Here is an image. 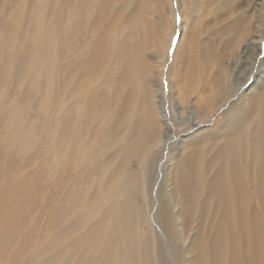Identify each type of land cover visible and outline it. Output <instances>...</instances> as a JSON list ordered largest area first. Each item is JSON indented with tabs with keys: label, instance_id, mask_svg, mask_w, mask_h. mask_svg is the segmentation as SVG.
Here are the masks:
<instances>
[{
	"label": "bare ground",
	"instance_id": "obj_1",
	"mask_svg": "<svg viewBox=\"0 0 264 264\" xmlns=\"http://www.w3.org/2000/svg\"><path fill=\"white\" fill-rule=\"evenodd\" d=\"M18 1L12 17L0 22V52L11 70L0 72V94L8 81L11 92L20 90L17 99L0 97L1 147L11 155L28 151L37 140L30 115L42 126L50 119L41 174L52 168L54 185L61 186L54 198H63L52 215L45 213L44 228L52 233L31 250L18 249L7 264L27 252L23 264H171L169 245L180 264H264V58L255 68L261 40L232 62L227 82L220 68L208 71L228 47H193L198 27L184 25L179 102L167 115L161 85L152 100L143 47L134 42L135 33L150 28V0ZM252 1L263 23L264 0ZM198 7L187 12L196 17ZM245 22L238 17L222 26L223 34H234L224 46L235 44ZM193 94L194 103L181 108ZM220 110L227 112L220 124L197 131L189 142L178 137L188 124L210 121ZM176 169V179L169 177ZM19 187L18 216L21 204H30L23 195L30 186ZM7 205L4 195L0 209ZM195 214L200 226H194ZM187 225L190 237L182 231ZM187 248L190 258L182 253Z\"/></svg>",
	"mask_w": 264,
	"mask_h": 264
},
{
	"label": "rangeland",
	"instance_id": "obj_2",
	"mask_svg": "<svg viewBox=\"0 0 264 264\" xmlns=\"http://www.w3.org/2000/svg\"><path fill=\"white\" fill-rule=\"evenodd\" d=\"M4 1L0 0V22L12 17V9L14 8L15 4L19 2L18 0H11V2L7 4ZM205 1H207L206 3H208L207 7H205ZM46 2L47 5H54L51 0H46ZM150 5V10L147 16L149 17L148 20L150 23V28L147 30L146 35H143L142 32H138L137 34L135 33L134 42L143 47L142 57L146 64V75L149 81V91L153 95L152 100H156V95H158V89L161 85V94L167 115L169 114L170 104L174 105L175 103L179 102V100L175 99V97L177 96L175 80L177 79L178 71L181 65V56L183 54V44L180 43V39L181 37H183L182 35L186 33L183 29L184 25L187 27L191 26L190 28L194 29L198 27V30H196L197 36L195 38L193 47H198L199 49H201V47H215L217 52H219L221 47H228V52H225V55L223 57L224 60L220 59V61H218L217 63L213 61L212 67L208 71V73L214 72L215 70H219L220 68L219 72L221 71L220 73L223 74L224 77H226L227 82L231 81V79L233 78V72L231 70L232 64L235 63V61H237L238 59H243L244 57H242V54L250 53L251 48H255L256 44L258 43V40H261L259 47L261 48L260 52L262 51V53L257 58V65L255 66V68L261 65V59L264 58V20L263 23H261V20L258 21L259 5H256L254 1L249 2V0H150ZM196 6H199L197 9L199 11H197L196 17L198 15L199 16L197 17V19H194L196 17L195 15H192L193 12H191L192 14H190L187 12V10H193V8H195ZM27 9L28 7L23 8V13L25 14V16ZM204 10H206V12L208 11L207 14L204 12ZM220 10L222 12H226L227 14L222 13L221 17L216 16V12H220ZM204 15L205 17L200 18V16ZM184 17L186 19V22ZM238 17L246 18V22L244 24L245 26L243 25L240 32V37H236L235 34V44L224 46V41L232 38L234 34H223L224 32L221 31V28L223 25L225 27V25H229L230 22H234ZM246 26L248 28L247 30ZM58 27H60V24H58ZM262 27L263 34L262 36H260ZM26 28V19L21 20L19 24L20 32L22 33L24 30H26ZM172 32L174 35L172 34L173 39L170 41V39L172 38H170V34ZM0 37L1 40H3L2 34L0 35ZM208 37H211V40L213 39L212 41H210L211 45L207 43ZM118 39L119 37H117L116 39L114 38L113 44H115V40ZM142 39H144L145 42H142ZM178 46L179 48L176 52L177 55L174 59V53L177 50ZM146 47L149 48L146 49ZM165 47H170L168 48L166 58L164 49ZM233 50L235 51V53L233 56H231L230 52H232ZM199 60L200 59H198L197 61L198 63H200ZM162 65L163 69L161 70ZM4 68L9 69L10 75V67H4L3 55L0 52V72L3 71ZM9 84L10 81L6 82L5 85H2L3 92L0 94V97H2L4 100L9 95L16 96V99L19 98V88L16 87L11 92L13 86ZM200 84L202 85L201 82H197L196 88L198 90L201 87ZM171 86L172 89L170 88ZM196 97L197 96L193 94L189 98H186V101L182 102L181 108L187 107L190 103L193 104ZM157 106L158 105L155 106L156 110ZM226 107L228 108V105ZM184 111L181 114L184 118L183 120L185 121L187 119V117L185 116L187 109L184 108ZM226 114L227 112H221L220 110L218 113L214 114L210 121L207 120V118H204V121L202 120V123L188 124L189 126L186 129H183L181 132L178 131L177 135L178 137L184 138L186 141L189 142L190 136L194 137L193 134H195L197 131L200 130L201 133V130L206 131V129L223 122V120L227 117ZM30 118L34 120V130L37 135V140L35 144L32 145L31 148L26 152L18 151L14 152L13 155H11L10 148L7 149L6 146L1 147V143L4 141V132L0 131V200L4 195L5 200L8 199V205L3 206L0 209V236L2 235V238H0V264H7L9 262V258L16 256V252L22 247L29 245L28 250H31V246H37V244L39 243L37 241L40 240L44 234L52 233L50 232L49 228H44L45 213L52 215L53 209H56L57 204L63 198H54V194H59L56 192H59V187L61 186L54 185L55 174L52 168H49L51 170L48 174H41L42 169L45 168L43 167V165L41 166L40 164L41 162H43V157L40 152L41 144L43 141L46 140V134L48 132L46 130H49L50 128L49 125L51 120L47 119L42 126V119H40L38 116L30 115ZM170 124L173 132H176V130H174L176 129L174 124ZM174 147L175 146H171L169 152H174ZM172 155L174 157L173 161L178 159V156H176L175 152ZM41 158L42 160H40ZM176 170L171 175L169 174V177H173L176 179V176H178L179 173L178 170ZM20 183H26L30 186V188L23 190V195L26 197V200H29L30 204H26L24 201L21 206L23 207L24 204L25 206L22 209L21 215L18 216L15 212L16 209L14 208V204H16L18 200L21 201V191L19 187ZM64 191L65 189L62 191L61 194H63ZM176 193L177 192H175V194ZM179 199L180 197L179 195H177L175 199L176 202L179 201ZM62 203L63 205H65V200ZM46 205H48L51 209H46ZM182 217L184 219L183 212L181 214L180 221L183 220ZM196 217L197 215L195 214L192 219V221H194V226H198L199 224H197ZM6 219L10 220L8 221ZM13 223H15V226L17 228L12 229L9 226V224ZM200 225L201 224H199V226ZM189 226L190 225H187L186 227L182 226V231H184L183 234H186V236L190 237L191 235ZM156 230L160 232L157 227ZM168 248L170 260L171 262H173L171 264H180L181 259H178L176 252H173L172 246L169 245ZM179 248L180 246H178V249ZM188 252L189 249L187 248V250L183 251L182 253L187 254ZM27 255L28 252L23 257H17L18 259H16L13 264H23L26 260H29ZM188 256V258H190V253H188ZM39 259H37L36 257L34 261L37 262L39 261Z\"/></svg>",
	"mask_w": 264,
	"mask_h": 264
}]
</instances>
